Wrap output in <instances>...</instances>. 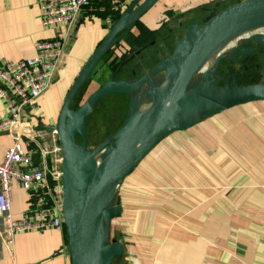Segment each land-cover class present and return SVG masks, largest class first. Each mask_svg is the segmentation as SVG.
I'll return each mask as SVG.
<instances>
[{
	"label": "water",
	"instance_id": "water-1",
	"mask_svg": "<svg viewBox=\"0 0 264 264\" xmlns=\"http://www.w3.org/2000/svg\"><path fill=\"white\" fill-rule=\"evenodd\" d=\"M159 1L132 0L80 66L55 122L44 124L39 117L32 116L36 124L32 121L27 128L30 134L44 130L53 132L57 138L60 211L71 264H114L121 260L123 237L118 240L112 232L117 220L121 233V185L162 139L206 117H219L230 108L264 102V82L247 83L236 74L221 82L223 77L218 72L222 60L239 61L235 52L245 61V55L253 48H243L242 44L252 42L264 47V36L245 38L237 47L218 55L209 71L198 75L203 62L224 37L264 26V0H240L219 11H216L219 2L215 1L212 9L200 12L174 39L170 53L139 78L118 79L116 70L101 84L93 82L104 55L126 29ZM79 23L78 20L76 31ZM154 81L146 92L145 106L136 108L130 101L122 122L96 146L88 147V118L97 102L112 95H130V90ZM90 83H94L93 89L85 97L82 90ZM199 114L202 118H198ZM22 115L26 121V109Z\"/></svg>",
	"mask_w": 264,
	"mask_h": 264
},
{
	"label": "crops",
	"instance_id": "crops-1",
	"mask_svg": "<svg viewBox=\"0 0 264 264\" xmlns=\"http://www.w3.org/2000/svg\"><path fill=\"white\" fill-rule=\"evenodd\" d=\"M131 1L124 0V7ZM215 1L219 0H160L138 24L127 31L123 40L130 46L135 44L128 38L143 29L149 30L157 26L160 20L166 19L165 13L169 10L174 12V15H171L172 18L168 16V20L175 22L177 17L174 16L178 13L213 4ZM99 15L88 10L82 11L80 19L77 18L80 23L74 35L72 34L75 23L70 29L53 79L58 83L57 91L60 92V87L63 90V96L57 106H60L65 91L80 66L111 25L110 15L104 19ZM50 33L51 31L40 23L37 0H0V60L17 61L33 57L35 44L49 37ZM53 88L26 108V121L29 126L33 121L32 116L39 117L44 124L55 122L59 107L56 115L47 111L46 107L51 104L52 92L59 93H55ZM92 89L93 85H90L87 92ZM263 103L256 102L241 106L243 108L238 107L240 112L245 111L246 116L240 127V136L230 137V142H237L235 149L230 152L231 178H227V166L221 165L215 169L213 182L208 180L193 185L196 187L189 185L193 183L183 185L186 189L182 194H179L181 192L173 183H169L165 193L155 199L151 198L148 202L156 215L169 206L171 209L164 211L173 219L167 229L158 226L150 237L149 251L154 264H264V106H259ZM7 113V105L0 96V121ZM226 113L223 117L219 116L221 121L225 119ZM233 116L235 113H232ZM52 120L54 122H51ZM33 123L36 124L34 121ZM237 123L238 121L232 122L230 125L236 126ZM31 135L34 136V141H39L41 148H37L35 160L46 164L53 161L54 164L51 155L41 153L42 149L48 150L54 144L55 136L52 132L40 130L31 132ZM12 136L11 131L0 130V161L13 142ZM237 144L242 146L241 149L237 148ZM147 157L143 158L121 185V219L125 221L127 218L131 221L130 207H137L132 197L138 188H141L140 175L136 170L146 163ZM221 157L222 151L219 157L215 158L213 155L214 160H221ZM180 197L182 199H179ZM30 202L31 196L17 182H12L9 210L12 217H20L31 207ZM181 203L184 205L181 206ZM140 221L142 222V219ZM3 230L4 220L0 217V264H71L65 235L60 228L18 232L8 246L1 237ZM120 235L123 237V234ZM162 238H167L164 253L159 252V244L164 243L159 241ZM123 244L124 248L128 245L125 242Z\"/></svg>",
	"mask_w": 264,
	"mask_h": 264
},
{
	"label": "rangeland",
	"instance_id": "rangeland-1",
	"mask_svg": "<svg viewBox=\"0 0 264 264\" xmlns=\"http://www.w3.org/2000/svg\"><path fill=\"white\" fill-rule=\"evenodd\" d=\"M124 8L125 7L122 9ZM171 14L172 11L169 10L168 13H165V16L168 17L171 16ZM163 27L165 31V28L168 27L167 23H164V25H162V28ZM158 36L159 33L152 34V38H157ZM251 44L263 49V52L258 55L257 60L251 62L247 66V70L244 71L239 80H244L247 83L264 82V47H260L254 43ZM150 52L152 54L154 53L153 47L150 49ZM166 54L169 53L166 52ZM112 67L113 65H108L107 62L104 63L102 61L100 68H98L96 75L93 77V82L96 81L97 84H101L109 76ZM142 67L144 66L142 65ZM229 67H232L235 71H239L240 68L235 67L227 59L222 60V63H220L218 67V72L223 77L221 82L231 75V73L226 71ZM146 69H144L142 73H144ZM155 82L156 81H154V83ZM57 85L58 83L53 81L49 89L54 87L53 90L57 93L59 92L57 91ZM60 92L57 94H53L52 92L51 104L50 106H46L47 111H51L52 114L55 115L57 108L60 107L57 106V104L63 96L61 87ZM86 93L85 95L87 96L88 94ZM130 100V95L125 94L112 95L101 99L88 118L89 121L86 134L88 147L92 148L96 146L122 122L127 114ZM259 106H264V103ZM243 107L240 106V108ZM239 109L238 107L228 109L226 111L227 113L224 115V117H226L223 121H221V117H206L182 131L174 132L162 139L156 147L145 156V158L148 156L145 161L146 163L136 170L140 175L139 184L141 188H138L134 195L132 194L133 199H135L133 203H135L137 207H130L131 221L130 218H127V221L120 218V231L123 234V241L128 245L123 252L121 260L114 264H154L149 251L150 237L154 234L156 227L159 226L160 228L167 229V226L173 219L169 213L164 211V209L170 208L169 206L165 207L162 212L156 215L153 211V207L150 206L148 202H150L151 198L155 199L156 196H161L165 193V189L169 183H173L174 187L181 192L179 194H182L186 189L183 185L193 183L189 184L193 186L202 184L206 181L208 182V180L213 182V178H215V169L221 165H226L227 170H229V165L231 163L230 152L235 149L237 143L230 142L232 140L230 137L236 135L240 136V127L246 116L245 111L240 112ZM232 113H235V116L232 117ZM236 121H238L236 126L234 124L230 125L232 122ZM51 122L54 121L52 120ZM220 140L221 143H219ZM241 147L240 144H237L238 149H241ZM221 151V160L220 158L214 160L213 155H215V158L216 156L219 157ZM227 178H231L230 170L227 174ZM222 182H224V180H222ZM179 199L182 198L180 197ZM183 205L184 204L181 203V206ZM135 209H137V212H135ZM141 219L142 222L140 221ZM114 223L116 225V230H113V235L116 239L120 240L119 238L121 235L118 231L117 222L114 221ZM129 225L130 227L132 225V230ZM153 237L155 239V235ZM159 241L164 242L163 244H159V246H161L159 252L163 251L164 253L167 238H162V240Z\"/></svg>",
	"mask_w": 264,
	"mask_h": 264
},
{
	"label": "built area",
	"instance_id": "built-area-1",
	"mask_svg": "<svg viewBox=\"0 0 264 264\" xmlns=\"http://www.w3.org/2000/svg\"><path fill=\"white\" fill-rule=\"evenodd\" d=\"M37 5L40 23L51 31L50 36L35 44L33 57L17 61L0 60V96L8 109L0 121V130H9L13 134V142L0 161V217L4 220L1 237L6 246L21 231L64 229L59 200L57 138L52 132L54 144L41 151L42 155L51 153L54 164L53 161L47 162L49 166L35 160L40 144L34 141V136L27 129L29 124L22 113L49 89L70 29L82 11L88 10L93 14L107 10L122 12L124 0H37ZM12 182H17L31 196V207L18 218L9 212Z\"/></svg>",
	"mask_w": 264,
	"mask_h": 264
},
{
	"label": "flooded vegetation",
	"instance_id": "flooded-vegetation-1",
	"mask_svg": "<svg viewBox=\"0 0 264 264\" xmlns=\"http://www.w3.org/2000/svg\"><path fill=\"white\" fill-rule=\"evenodd\" d=\"M240 1V0H238ZM219 4L216 8V11H219L226 6L233 4L237 1L233 0H219ZM213 4H206L203 6H199L196 8H193L191 10H188L184 13H178L175 15V22L169 21V17H166L165 20H160V22L155 26L154 28L151 27L149 30H141L138 34H135L132 36V38H128L129 41L134 42L135 44H132L131 46L129 44H126L123 40V37L127 33V31L134 25L138 24L139 21L144 17L142 16L141 19L137 22H135L132 26H130L128 29L124 31L123 36L121 39L104 55L102 61L105 63L107 62L108 65H113L112 71L119 70L118 75H116V78H125V79H136L139 78L142 75V71L146 68H150L154 64L158 62V60L166 55V52L170 53L171 46L174 42V39L181 35L187 25L189 24L190 20H193L195 17H197L200 12H205V10H210L213 8ZM171 15H174V12H172ZM173 16H171L172 18ZM170 18V19H171ZM78 20H76L74 25L76 26ZM170 22V23H168ZM164 23H167V28H165V31L162 28V25ZM75 31V27H74ZM73 31V34H74ZM159 33V36L157 38H152V34ZM72 34V35H73ZM127 40V41H128ZM100 41V40H99ZM252 42L244 43L241 45L243 48H253L252 52H249L245 55V61L243 62V56L238 54L239 52H235V56L239 58V61L236 62L232 59H229L228 61H231L235 67H240L238 70H233L232 67L227 68L226 71L231 74H236L239 79L243 75L244 71L247 70V66L251 63L257 60L258 55L263 52V49L258 48L254 49L255 46L251 44ZM98 44V43H97ZM154 48V53L152 54L150 52L151 48ZM131 56H133L131 59H129ZM222 63V61H221ZM142 65L144 67H142ZM149 66V67H148ZM142 68V70H141ZM225 71V72H226ZM105 81V80H104ZM96 82V81H95ZM94 83H90L88 86L86 85L82 92L86 93V90L90 85H93ZM90 92H87L86 94H89ZM86 97V95H85ZM80 99H77V104ZM99 100L97 104L100 102ZM97 104L95 106H97Z\"/></svg>",
	"mask_w": 264,
	"mask_h": 264
},
{
	"label": "bare ground",
	"instance_id": "bare-ground-1",
	"mask_svg": "<svg viewBox=\"0 0 264 264\" xmlns=\"http://www.w3.org/2000/svg\"><path fill=\"white\" fill-rule=\"evenodd\" d=\"M264 36V26L251 27L248 29L240 30L231 35L224 37L215 47V49L209 54L206 60L203 62L198 75L203 74L204 72L209 71L213 65L215 58L220 54H225L233 48L237 47L242 43L245 38H251L252 36ZM151 84L155 83H143L138 89H133L129 91L131 104L136 108L140 106H145L146 104V92ZM203 116L202 114L198 115V118ZM117 221V220H116ZM115 221V222H116ZM116 230V225L113 223L112 232ZM125 250V248H124ZM129 256V254H128Z\"/></svg>",
	"mask_w": 264,
	"mask_h": 264
},
{
	"label": "trees",
	"instance_id": "trees-1",
	"mask_svg": "<svg viewBox=\"0 0 264 264\" xmlns=\"http://www.w3.org/2000/svg\"><path fill=\"white\" fill-rule=\"evenodd\" d=\"M97 14H100L99 16L102 17L103 19L106 17V16H109L110 15V24H112L120 15L121 11H116V12H111V10H107V11H104L103 13L102 12H99L97 11L96 12ZM108 14V15H107ZM73 80V79H72ZM89 88V87H88ZM256 103V102H255ZM251 104V103H249ZM247 105V104H245ZM241 106H244V105H241ZM237 107H240V106H237ZM234 108V107H233ZM223 115V114H222ZM220 115V116H222ZM48 177H49V180L52 181V179L50 178V174L48 173ZM63 232H64V235H65V231L63 229Z\"/></svg>",
	"mask_w": 264,
	"mask_h": 264
}]
</instances>
